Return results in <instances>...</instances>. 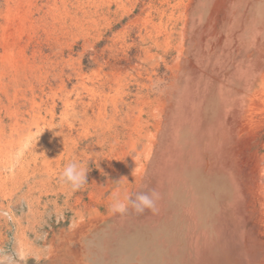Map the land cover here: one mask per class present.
Here are the masks:
<instances>
[{"label":"rangeland","instance_id":"obj_1","mask_svg":"<svg viewBox=\"0 0 264 264\" xmlns=\"http://www.w3.org/2000/svg\"><path fill=\"white\" fill-rule=\"evenodd\" d=\"M109 2V13L85 36L74 27H39L30 36V28L12 29L28 54L41 51L46 71L25 70L6 95L1 83L8 84L11 73L0 75V202L14 210V222L43 234L68 230L74 209L88 218L87 203L105 212L115 194L155 193L154 212L129 207L112 215L102 234L115 226L128 248L137 239H153L161 246L152 250L155 264H175L170 244L185 241L184 253L201 252L208 264H264L262 211L250 183L264 142V0ZM35 3L43 10L50 4ZM5 4L0 0L1 23ZM46 20L49 25L51 18ZM255 93L263 96L254 106ZM252 109L258 110L250 116ZM70 149L80 153L76 161H88L87 183L76 191L60 179ZM14 229L12 224L0 248L13 255Z\"/></svg>","mask_w":264,"mask_h":264},{"label":"bare ground","instance_id":"obj_2","mask_svg":"<svg viewBox=\"0 0 264 264\" xmlns=\"http://www.w3.org/2000/svg\"><path fill=\"white\" fill-rule=\"evenodd\" d=\"M6 2L4 5L5 13L3 15L4 21L0 24V48H2V53L0 54V75L3 73L10 72L11 78L8 80V84L1 83V90L6 95L8 93V89L11 86L16 87L19 86V79L22 81V77L27 74L25 70H28L33 75H41L42 70L46 71L45 69V60L42 59L41 51L38 49H33L30 51V54L27 53V45L23 44L21 45V38L16 34L17 32H13L12 29L15 27L21 28H30V32H27V34L30 36V33L36 32L39 27L45 31H49L50 28H66L65 31L67 32L68 28L74 27L77 30H83L84 36L86 35L88 28L92 27L93 25L97 24V21L104 16V7L105 5H109V0H46L47 3L50 2V4L46 5L48 8L47 10H43V5H36L35 0H3ZM112 1V0H111ZM40 3V2H39ZM44 4V3H42ZM111 5V4H110ZM109 7V6H108ZM111 7V6H110ZM106 9V8H105ZM4 12V11H3ZM108 12V11H105ZM109 13V12H108ZM48 17L51 18V23L48 25V21L46 20ZM107 17V14H106ZM184 20V19H183ZM108 22V21H107ZM106 22V23H107ZM105 23V24H106ZM135 23V22H134ZM103 24V23H102ZM133 24V23H132ZM145 24V23H144ZM94 28V27H93ZM182 28V27H181ZM184 28V27H183ZM18 29V30H19ZM24 30V29H23ZM181 30V29H180ZM20 31V30H19ZM55 31V30H54ZM73 32V31H72ZM78 32V31H77ZM101 32V31H100ZM71 33V32H70ZM90 33V32H89ZM172 33V32H171ZM181 34V31L179 32ZM36 34V33H35ZM76 34V33H75ZM120 34V33H119ZM24 35V34H23ZM27 35V36H28ZM77 35V34H76ZM80 36V35H79ZM83 36V35H82ZM89 36V34H88ZM87 36V37H88ZM72 37V36H71ZM85 38V37H84ZM163 38V37H162ZM30 39V38H29ZM32 39V38H31ZM79 39V38H78ZM86 39V38H85ZM27 40V38H26ZM34 40V39H33ZM87 40V39H86ZM78 41V40H77ZM30 42V41H29ZM35 43V42H34ZM40 43V42H39ZM50 43V42H49ZM45 44V43H44ZM71 45V44H70ZM83 45V44H82ZM35 46V45H34ZM39 46V45H38ZM92 46V45H91ZM70 48V47H68ZM165 48V47H164ZM30 50V49H29ZM42 50V49H41ZM47 55V54H46ZM127 56V55H126ZM62 58V57H61ZM45 59V58H44ZM48 59V58H47ZM36 60L40 61L38 63ZM69 61V60H68ZM53 63V62H52ZM81 64V63H80ZM50 65V64H48ZM105 65V64H104ZM79 66V65H77ZM53 67V66H52ZM64 67V65H63ZM71 67V66H70ZM54 68V67H53ZM112 68V67H111ZM49 69H52L49 67ZM64 69V68H63ZM79 69H81L79 67ZM54 71V70H53ZM52 71V72H53ZM58 71V70H57ZM62 71V70H61ZM72 71V70H71ZM100 71V70H99ZM50 71H47V74H49ZM93 72V71H92ZM117 72V71H116ZM75 73V72H74ZM73 73V74H74ZM82 73V72H81ZM91 73V72H90ZM95 73V71H94ZM9 74V73H8ZM102 74V73H101ZM105 74V73H104ZM68 75V74H67ZM75 75V74H74ZM10 76V75H9ZM7 76V77H9ZM32 76V75H30ZM43 76V74H42ZM49 76V75H48ZM66 76V75H65ZM77 77L80 75H76ZM96 76V74H95ZM261 76V75H260ZM27 77V76H26ZM33 77V76H32ZM52 77H54L52 75ZM59 77V76H58ZM71 77V76H70ZM73 77V76H72ZM82 77V76H81ZM86 77V76H85ZM94 77V76H93ZM102 77V76H101ZM31 78V77H30ZM34 78V77H33ZM55 78V77H54ZM80 78V77H78ZM83 78V77H82ZM104 78V76H103ZM108 78V77H107ZM32 79V78H31ZM38 79V78H36ZM58 79V78H57ZM86 79V78H85ZM2 80V79H1ZM26 80V79H25ZM28 80V79H27ZM46 80V79H45ZM44 80V81H45ZM100 80V79H99ZM104 80V79H103ZM262 80L264 82V75L262 76ZM4 81V79H3ZM7 81V80H6ZM37 81V80H36ZM51 81V80H50ZM56 81V80H55ZM83 81V80H82ZM101 81V80H100ZM5 82V81H4ZM26 82V81H25ZM24 82V83H25ZM29 82V81H28ZM85 82V81H84ZM96 82V80L94 81ZM7 83V82H6ZM30 83V82H29ZM37 83V82H36ZM41 83V82H40ZM47 83V81H46ZM108 83H110V80H107V82L100 83L101 86L108 87ZM11 85L8 88V85ZM31 84V83H30ZM38 84V83H37ZM61 84V83H60ZM64 84V83H63ZM29 85V84H28ZM40 84H38L39 86ZM67 85V84H65ZM93 85V84H92ZM91 85V86H92ZM23 86V85H22ZM42 86V85H40ZM59 86V85H58ZM78 86V85H77ZM74 86V87H77ZM45 87V86H44ZM64 87V86H63ZM95 87V86H93ZM99 87V86H98ZM255 87V86H254ZM49 88V87H48ZM78 88V87H77ZM14 89V88H13ZM31 91L32 86L29 88ZM35 89V88H34ZM75 89V88H74ZM80 89V87L78 88ZM22 90V89H21ZM20 90V91H21ZM82 90V89H81ZM104 90V89H103ZM14 91V90H13ZM19 92V91H18ZM23 92V91H22ZM77 92V90H76ZM80 92V90H79ZM77 92V93H79ZM85 92V91H84ZM37 93V92H36ZM40 93V92H39ZM38 93V94H39ZM43 93V92H42ZM87 93V92H86ZM22 94V93H21ZM42 95V94H41ZM66 95V94H65ZM100 95V94H99ZM101 96V95H100ZM105 96V95H104ZM261 95L260 93H255L252 97V103L255 106V100L258 99ZM14 97V96H13ZM35 97V96H33ZM32 97V98H33ZM83 97V96H82ZM9 98V97H8ZM16 98V97H15ZM27 98H29L27 96ZM41 98V97H40ZM109 98V97H108ZM7 99V98H6ZM17 99H19L17 97ZM24 99V98H22ZM34 99V98H33ZM89 99V97H88ZM14 100V99H13ZM26 100V98L24 99ZM38 100V99H37ZM2 101V100H1ZM8 101V100H7ZM27 101V100H26ZM40 101V100H39ZM39 101L37 102L39 105ZM68 101V100H66ZM83 101V99H82ZM86 101V100H85ZM103 101V100H101ZM14 102V101H13ZM19 102V101H18ZM81 102V100H80ZM261 102H263L261 100ZM260 102V103H261ZM9 103V102H8ZM24 103V101H23ZM46 103V102H45ZM69 103V102H68ZM67 103V104H68ZM72 103V102H71ZM84 103V102H83ZM86 103V102H85ZM92 103V102H90ZM119 103V102H118ZM255 103V104H254ZM14 104V103H13ZM28 104V103H27ZM70 104V103H69ZM68 104V105H69ZM98 104V103H97ZM18 105V104H17ZM79 105V104H78ZM86 105V104H85ZM92 105V104H91ZM101 105V103H100ZM99 105V106H100ZM10 106V105H8ZM24 106V105H23ZM35 106V105H34ZM41 106V104L39 105ZM52 106V104L50 105ZM48 106V109L49 107ZM247 106V105H246ZM257 106V105H256ZM5 107V106H4ZM19 107V106H18ZM54 107V106H53ZM80 107V106H79ZM78 107V108H79ZM102 107V106H101ZM263 107V106H262ZM12 108V107H11ZM89 108V107H88ZM97 108V107H96ZM103 108V107H102ZM101 108V109H102ZM35 110V108L33 107ZM32 109V110H33ZM250 109V108H249ZM26 110V108H25ZM24 110V111H25ZM33 110V111H34ZM50 110V109H49ZM53 110V108H52ZM50 110V111H52ZM258 109H252L251 115H254L255 111ZM20 111V110H18ZM23 111V110H21ZM28 111V110H26ZM25 111V112H26ZM32 111V112H33ZM17 112V111H16ZM83 112V111H82ZM102 112V111H101ZM19 112H17L18 115ZM86 113V112H84ZM104 113V112H102ZM101 113V114H102ZM106 113V112H105ZM21 114V113H20ZM36 114V113H35ZM47 114V113H46ZM49 114V113H48ZM95 114V113H94ZM29 115V114H28ZM50 115V114H49ZM54 115V114H52ZM66 115V112H65ZM71 115V114H70ZM81 115V113L79 114ZM87 115V114H86ZM85 115V117H86ZM105 115V114H104ZM3 116V113H2ZM9 117V115L7 114ZM20 116V115H19ZM38 116V115H37ZM48 116V115H47ZM63 116V115H62ZM61 116V117H62ZM96 116V115H95ZM32 117V116H31ZM44 117V116H43ZM54 117V116H53ZM64 117V116H63ZM62 117V118H63ZM69 117V116H68ZM88 117V115H87ZM86 117V118H87ZM91 117V116H90ZM100 117V116H99ZM150 117V116H149ZM2 118V117H1ZM8 119V118H7ZM13 119V118H12ZM25 119V118H24ZM50 119V118H49ZM68 119V118H67ZM74 119V118H73ZM253 119V118H252ZM51 120V119H50ZM2 120H0L1 123ZM49 121V120H48ZM103 121V120H102ZM46 122V121H45ZM66 122V121H65ZM257 122V121H256ZM9 123V122H8ZM12 123V122H11ZM51 123V122H50ZM74 123V122H73ZM20 124V123H19ZM18 124V125H19ZM72 124V123H69ZM95 124V123H94ZM121 124V123H120ZM17 125V126H18ZM22 125V124H21ZM67 125V124H66ZM2 126V125H1ZM16 126V128H17ZM68 126V125H67ZM73 126V125H72ZM75 126V125H74ZM258 126V125H257ZM11 127V126H9ZM20 127V126H19ZM23 127V125H22ZM37 127V126H36ZM55 127V126H54ZM76 127V126H75ZM244 127V126H243ZM24 128V127H23ZM23 128L20 127L22 130ZM28 128V127H27ZM50 128V127H49ZM78 128V127H77ZM1 129V128H0ZM13 130H16L15 128H12ZM18 129V128H17ZM247 129V128H245ZM254 129V128H253ZM25 130V129H23ZM19 131V129H18ZM29 131V130H28ZM27 131V132H28ZM242 131V130H241ZM12 132V131H11ZM65 132V131H64ZM63 133V131H62ZM70 133V132H69ZM103 133V132H102ZM253 133V132H252ZM264 133V132H263ZM106 134V133H105ZM118 134V133H117ZM2 135V134H1ZM11 135V134H10ZM30 135V134H29ZM60 135V134H59ZM91 135V134H90ZM256 135V134H255ZM262 135V134H261ZM28 136V135H27ZM31 136H33L31 134ZM61 137V136H60ZM259 137V136H257ZM72 139V138H71ZM75 139V138H74ZM96 139V138H95ZM9 140V139H8ZM64 140V139H63ZM69 140V139H67ZM45 141V140H44ZM51 141V140H50ZM70 142V141H69ZM76 142V141H75ZM77 143V142H76ZM75 143V144H76ZM61 144V143H59ZM58 144V145H59ZM72 144V143H71ZM50 145V144H49ZM70 145V144H69ZM80 145V144H79ZM92 145V144H91ZM63 146V144H62ZM66 146V145H65ZM71 146V145H70ZM73 146V145H72ZM82 146V145H81ZM150 146V145H149ZM54 147V145H53ZM58 147V146H57ZM68 147V145H67ZM66 147V148H67ZM86 147V145H85ZM89 147V146H88ZM146 147V146H145ZM257 147V146H256ZM65 148V147H64ZM65 148V149H66ZM147 148V147H146ZM63 149V148H62ZM61 149V150H62ZM75 149V148H74ZM92 149V146H91ZM68 150V149H66ZM65 150V151H66ZM71 150V149H70ZM68 152L66 156V163L70 162L71 160H76L78 154L75 153L72 150ZM88 150V149H87ZM110 150V149H109ZM259 150H262L260 152H257L256 159H255V167L252 171V175L250 176V183L251 186L254 188V194L259 202L260 209L262 211V215L260 218L261 226H262V232L264 236V142L261 144V148ZM55 151V150H54ZM63 151V150H62ZM93 151V150H92ZM78 152V150H77ZM45 153V152H44ZM55 153V152H54ZM60 153V152H59ZM65 153V152H63ZM149 150L145 152L146 156L148 155ZM82 154V153H81ZM84 154V153H83ZM54 155V154H53ZM60 155V154H59ZM83 158V157H82ZM81 158V159H82ZM88 158V157H87ZM65 159V158H64ZM53 161V160H52ZM180 161V159H179ZM188 161V160H187ZM90 162V161H89ZM9 163V162H8ZM176 163V162H175ZM180 163V162H179ZM5 164V163H4ZM182 164V163H181ZM139 166L140 163H138ZM183 165V164H182ZM10 166V165H9ZM138 166V168H139ZM4 167V166H3ZM2 167V168H3ZM65 167V166H64ZM188 167V166H187ZM186 167V168H187ZM239 167V166H238ZM5 168V167H4ZM11 168V167H9ZM182 168V166H181ZM178 169V168H177ZM191 169V168H190ZM63 170V169H62ZM139 170V169H138ZM189 170V169H188ZM90 173V171H89ZM183 173V172H182ZM3 175V174H2ZM13 175V174H12ZM139 178V177H138ZM186 178V177H184ZM189 178V176H188ZM7 179V178H6ZM11 179V178H10ZM205 179V178H204ZM187 180V179H186ZM212 181V179H211ZM111 182V180H110ZM1 183L4 184V178L0 176V185ZM186 183V182H185ZM211 183V182H210ZM219 183V181H218ZM6 184V182H5ZM110 184V183H109ZM7 185V184H6ZM107 185V184H106ZM180 185V184H179ZM179 185L176 188H180ZM203 186V185H202ZM209 186V185H208ZM115 187V186H114ZM186 187V186H185ZM205 187V186H204ZM175 188V189H176ZM199 189V188H197ZM196 189V190H197ZM183 190V189H182ZM181 190V191H182ZM200 190V189H199ZM131 191V190H130ZM180 191V192H181ZM184 191V190H183ZM4 192V191H3ZM176 192V191H175ZM193 192V190H192ZM122 193V192H121ZM128 193V192H127ZM194 193V192H193ZM197 193V192H196ZM199 193V192H198ZM178 194V193H177ZM123 195H120L119 197L122 199ZM196 195V194H195ZM181 196V195H180ZM199 196V195H197ZM206 196V195H205ZM203 196L204 198H206ZM9 197V196H8ZM35 197V196H34ZM47 197V196H46ZM67 197V196H66ZM201 200V195L199 196ZM198 197L196 198L197 201ZM34 200V199H32ZM40 200V199H39ZM176 200V199H175ZM181 200V199H180ZM178 199V201H180ZM110 201V200H109ZM20 202V201H19ZM202 202V201H201ZM112 203V202H111ZM200 203V202H199ZM30 204V203H28ZM88 206H85V210L87 214L89 215L88 218L85 217V214L81 212V209H74L73 213L75 214L74 218L70 224V227L68 230L64 229H52L47 230L43 234L39 233L37 229H35L34 226L27 229L21 226V224H17L14 222V210L10 209V207L3 205L0 202V248L1 244L6 241H9L7 238L8 232L11 233V225L14 224L15 229L13 232V238H14V246L12 250L23 251L25 258L19 262V264H147L148 260L150 259L149 264H155L151 261V259L156 258V255H158L156 252H152V250L155 248L157 249L161 246H158V242L153 243V239L148 241H140L137 239L135 244H132L130 248L126 246V239L121 240L123 238H119V233H116L117 228L115 226L110 227L108 234H102L101 230H104V225L108 224V220L111 218L112 214L110 213L109 209L105 212L101 211L99 209V206H91L89 203H87ZM109 204V203H108ZM179 204V203H178ZM20 205V204H19ZM18 205V206H19ZM199 207H201V203L197 204ZM204 205V204H203ZM35 206V205H34ZM41 206V205H40ZM104 206V205H103ZM36 207V206H35ZM34 207V208H35ZM75 207V206H74ZM105 207V206H104ZM103 207V208H104ZM208 207V206H207ZM229 207V206H227ZM22 208V207H21ZM27 208V206H26ZM29 208V207H28ZM37 208V207H36ZM70 208V207H69ZM202 208V207H201ZM200 208V210H201ZM177 209V208H176ZM204 209V208H203ZM202 209V210H203ZM227 209V208H225ZM47 210V209H46ZM106 210V209H105ZM43 211V209H42ZM45 211V210H44ZM177 211V210H176ZM199 211V210H198ZM196 211V212H198ZM25 212V211H24ZM169 212V211H168ZM195 212V213H196ZM16 213V212H15ZM29 213V212H28ZM37 214V212H35ZM41 213V211H40ZM46 213V212H45ZM64 213V212H63ZM18 214V213H17ZM174 214V213H173ZM176 214V213H175ZM178 214V211H177ZM27 215V214H26ZM32 215V214H31ZM71 215V214H70ZM118 215V214H117ZM197 215V214H196ZM203 215V214H202ZM17 216V215H16ZM73 215H71L72 217ZM22 217V216H21ZM119 217V216H118ZM174 218V217H173ZM182 218V217H181ZM198 218V217H197ZM199 219V218H198ZM25 220V219H24ZM30 220V219H28ZM71 220V219H70ZM135 220V219H134ZM133 220V221H134ZM169 220V219H168ZM180 220V219H179ZM16 221V220H15ZM27 221V218L26 220ZM52 221V220H51ZM166 221V220H165ZM174 221V220H173ZM63 221H60L59 223H63ZM122 222V221H121ZM178 222V221H177ZM195 222V221H193ZM29 223V222H28ZM49 223V222H48ZM117 223V222H116ZM165 223V222H164ZM169 223V222H168ZM25 224V223H24ZM56 224V223H55ZM122 224V223H121ZM119 224V226L121 225ZM181 224V223H178ZM185 224V222H184ZM27 225V224H26ZM30 225V224H28ZM57 225V224H56ZM192 225V224H191ZM124 226V225H123ZM126 226V225H125ZM138 226V225H137ZM166 226V225H165ZM142 227V226H141ZM164 227V226H162ZM173 227V226H172ZM181 227V226H180ZM183 227V226H182ZM188 227V226H187ZM191 227V226H190ZM139 228V227H138ZM165 228V227H164ZM163 228V230H164ZM171 228V227H170ZM176 228V227H175ZM178 228V226H177ZM44 229V228H43ZM183 229V228H182ZM190 229V228H189ZM174 230V229H173ZM195 230V228H194ZM13 231V230H12ZM139 231V230H138ZM160 231V230H159ZM155 232V231H154ZM169 232V231H168ZM172 232V230H171ZM167 233V232H166ZM33 234L35 239L33 241L30 238V235ZM170 234V233H168ZM173 234V233H172ZM144 235V234H143ZM162 235V234H159ZM165 235V233H164ZM166 236V235H165ZM161 237V236H160ZM163 237V236H162ZM169 237V236H166ZM165 237V239H166ZM175 237V236H173ZM177 237V236H176ZM13 238H10L11 240ZM39 241L37 242V240ZM164 238V237H163ZM155 239V238H154ZM171 241V239L169 238ZM129 241V239H128ZM131 241V240H130ZM134 241V240H133ZM163 241V240H162ZM180 241V240H179ZM182 241V240H181ZM37 242V245H36ZM132 242V241H131ZM149 242H152L151 244ZM183 242V241H182ZM12 243V242H11ZM146 243V245L149 246V258L144 254L143 244ZM149 243V244H147ZM168 243V242H167ZM8 244V243H7ZM153 244V245H152ZM164 244V243H163ZM191 245V244H190ZM155 246V247H153ZM158 246V248H157ZM189 247L188 242H174L170 244V254L175 257L176 260L175 264H208L205 256L201 252L191 251L190 253H184L183 248ZM11 248V245H10ZM157 248V249H156ZM164 248V247H163ZM160 249V248H159ZM158 249V250H159ZM166 249V248H165ZM164 249V251H165ZM10 250V249H9ZM154 250V251H155ZM162 250V249H161ZM160 250V251H161ZM4 252V250H3ZM11 252V251H10ZM151 253L153 255H151ZM159 253V252H158ZM16 254V253H15ZM14 254V255H15ZM168 255V254H167ZM206 255V254H205ZM160 256V255H159ZM158 256V257H159ZM165 256V252H164ZM170 256V255H168ZM171 257V256H170ZM160 258V257H159ZM157 259V258H156ZM19 261V260H18ZM160 261V259H159ZM168 261V260H167ZM170 261V260H169ZM164 262V261H163ZM159 263V262H158ZM162 264V263H161ZM166 264V263H164Z\"/></svg>","mask_w":264,"mask_h":264},{"label":"clouds","instance_id":"obj_3","mask_svg":"<svg viewBox=\"0 0 264 264\" xmlns=\"http://www.w3.org/2000/svg\"><path fill=\"white\" fill-rule=\"evenodd\" d=\"M88 172V161L81 163L76 160H72L63 168L60 173V179L70 185L73 191L80 189L85 183H87L86 173ZM155 193H139L134 197L130 193H126L123 198L119 197V194H115L113 203L110 206V213L112 215L125 214L129 207L135 210L136 213H143L146 209L156 210V203L154 197ZM24 252L18 251L15 255L3 252L0 250V264H18V259H24Z\"/></svg>","mask_w":264,"mask_h":264}]
</instances>
